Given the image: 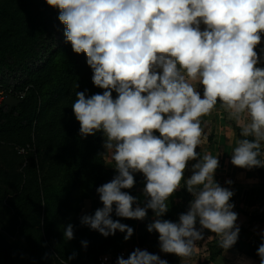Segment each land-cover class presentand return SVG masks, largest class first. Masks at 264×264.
Masks as SVG:
<instances>
[{
  "label": "clouds",
  "instance_id": "obj_1",
  "mask_svg": "<svg viewBox=\"0 0 264 264\" xmlns=\"http://www.w3.org/2000/svg\"><path fill=\"white\" fill-rule=\"evenodd\" d=\"M46 3L59 11L65 41L74 53L86 55L92 83L103 90L90 96L76 91L71 107L79 135L101 133L105 151L100 155L116 172L96 188L102 207L83 214L80 224L106 238L125 233L128 241L134 229L112 214L144 221L151 209L146 230L158 233L165 254L191 260L205 230L225 252L233 248L241 230L231 202L235 193L214 178L219 155L197 149L207 139L201 118L219 105L240 129L231 164L249 171L264 168V67L258 66L264 63V47L257 50L264 34V0ZM190 161L195 163L185 177ZM137 173L144 179L143 206L125 191L135 186ZM181 188L192 197L187 211L176 222L163 219L169 198ZM260 235L256 254L264 264V232ZM63 236L74 239V225L69 223ZM81 245L86 250L88 241ZM76 256L74 251L60 264ZM116 264L168 261L137 247L127 259L118 256ZM241 264L252 261L243 257Z\"/></svg>",
  "mask_w": 264,
  "mask_h": 264
},
{
  "label": "trees",
  "instance_id": "obj_2",
  "mask_svg": "<svg viewBox=\"0 0 264 264\" xmlns=\"http://www.w3.org/2000/svg\"><path fill=\"white\" fill-rule=\"evenodd\" d=\"M35 4V0H24L21 4L24 13L33 12ZM11 5L12 2L0 7V14L7 15ZM40 6L52 15L41 27L26 31L25 49L20 50L22 57L18 60L7 63L5 52L9 43L16 40V34L22 39L20 32L8 33L5 41L0 32V66H7L11 71L20 69L25 73L21 84L12 86L14 95L24 93L19 103L0 104V209L11 216L16 232L26 241L27 257L24 264H52V261L59 263V241L56 237L59 235L61 219L75 201L78 202L76 210L82 207L86 198L91 199L94 210L102 207L99 196L95 197L96 188L109 182L116 174L114 168L106 167L105 160L100 155L103 153L102 134L98 132L95 136L81 138L80 124L71 107L76 91L87 90L90 96L102 93L103 90L92 83V70L86 63V55L74 53L71 44L65 41V26L58 19L59 11L47 8L46 0H41ZM20 51L13 47L8 50L9 55L15 58ZM64 51H71L72 61L57 69V58ZM7 87L10 86L5 88ZM115 95L113 92V96ZM17 146L31 148L25 155L27 161L24 166V157L17 153ZM254 169L258 177L264 180V168ZM54 180L57 183H53ZM84 181L89 183L90 188L81 193ZM135 181V186L125 191L137 196L140 202L139 189L144 186L143 175L135 174ZM50 183L56 184L58 188L57 194L48 203L52 210L51 221L44 233H38V238L34 239L32 218L44 208V193ZM179 191L182 198L169 206L163 219L174 222L192 200L185 188ZM175 197L176 192L169 199ZM254 206L248 212L249 218L257 217ZM148 212L153 213L151 209ZM112 215L115 216V213ZM80 217L76 214L71 219L75 238L70 241L82 247L81 241L86 240L87 248L102 243L103 251L117 248L119 243L114 241V236L100 241L101 234L81 225ZM122 221L132 228V223L136 224L139 244L158 236V233L146 230L147 222L124 218ZM233 248L256 259L259 264L257 247L239 237ZM222 250L215 243L210 247L209 260ZM159 252L168 264H177L179 257L175 254ZM46 253L48 258H44ZM97 257L92 264H97ZM10 264H15V260Z\"/></svg>",
  "mask_w": 264,
  "mask_h": 264
},
{
  "label": "rangeland",
  "instance_id": "obj_3",
  "mask_svg": "<svg viewBox=\"0 0 264 264\" xmlns=\"http://www.w3.org/2000/svg\"><path fill=\"white\" fill-rule=\"evenodd\" d=\"M24 0H0V7H4L5 4H10L12 2V5L7 10V15L3 16L0 14V32L2 33V40H7L6 36L8 33H15L20 32V37L22 39H19L16 34V40H12L9 43V47H7L5 52L6 62L9 63L14 60H18V58L22 57L21 51L25 49V42L27 39L24 38V35H26V31L29 29H37L44 25L47 18L52 15L50 11L47 9H43L40 6L41 0H35V5L33 6V12L31 13H24V10L21 6ZM47 8H51L55 10V8L50 7L47 5ZM44 12H42V10ZM64 32V31H63ZM3 47V46H2ZM11 47H13L18 52V55L15 56L9 55L8 50H11ZM72 61V53L71 51H64L60 54V57L57 58V69L59 67H65L67 63ZM25 78L24 71L17 69L11 71L7 66H0V88H5L6 86H18L21 84L22 80ZM45 98V96H44ZM203 121V120H202ZM234 127H238L236 124H232ZM238 133L240 131L238 127ZM103 144V139H102ZM103 148V152H104ZM22 166L23 163H22ZM53 183H57L54 182ZM50 183L48 188L46 189L44 193V201L45 206L41 209L40 213L35 214L32 218L33 224H32V230H33V238H38V233H44L46 228H48V225L51 221V208L48 207L49 201H51V198L54 197L57 193V185ZM90 186L87 181H84L83 186L81 188V193H85L89 190ZM140 193V203L143 205L145 198L142 194V188L139 189ZM98 194H95V197H97ZM91 199L86 198L83 200L82 207H79L76 210L78 202L75 201L71 205V208L69 212L61 219V223L59 224V235L56 237L59 241L58 246V256L59 257V263H55V261H52V264H60V260L64 259L67 260L68 256H70L74 251L77 253V256L75 259L70 260L67 262V264H92L94 261V258L97 257L99 254L107 253L116 251L122 248H128L133 245L139 244L136 236V224L132 223L131 226H133L134 234L133 236L128 240H124L125 233H121L119 231L116 232L114 235V241L118 242L119 245L117 248H113L110 251H103L102 249V243L96 244L93 247H88L86 250L83 247H79L75 245L72 241H66L63 236L64 228L71 222V219L74 215L78 214L82 216L83 214H94V208H92ZM112 218L119 219L121 223H123L122 218L116 217L112 215ZM89 228V227H88ZM61 230V231H60ZM99 233V232H98ZM100 234V233H99ZM3 237V238H2ZM102 241L103 239L107 240L108 237L100 236ZM111 237V236H109ZM2 238V239H1ZM113 242V241H112ZM143 245L147 246L150 250L160 253L159 248V242H158V236L150 237L149 240ZM27 244L24 239V237L16 232V227H14L13 221L11 219V216L2 211L0 209V264H10L13 259L15 260V264H24L25 258L27 257L26 252ZM161 254V253H160Z\"/></svg>",
  "mask_w": 264,
  "mask_h": 264
},
{
  "label": "crops",
  "instance_id": "obj_4",
  "mask_svg": "<svg viewBox=\"0 0 264 264\" xmlns=\"http://www.w3.org/2000/svg\"><path fill=\"white\" fill-rule=\"evenodd\" d=\"M260 47H264V34H262V43L257 46V50ZM258 66L264 67V63ZM198 90L202 93V85L199 86ZM201 119L203 120L202 127L207 139L203 140L197 151H200L201 154L210 152L214 156L219 155V167L214 174V178L221 186L230 187L235 193L231 198V202L235 205L233 211L238 213L237 223L241 229L239 237L258 248L262 242L260 233L264 232V180L258 177L254 168L249 171L231 164V153L235 147V141L239 138L238 127L232 125L235 124L234 121L229 118L225 111L219 108V105L211 114ZM193 163L195 161L189 162L185 177L191 175V165ZM105 165L114 168L107 160H105ZM228 179L233 181L230 186L225 184ZM180 198H182V194L178 190L176 197L169 199V206L174 205ZM188 205L184 212L187 211ZM252 206L256 208V218H249L248 216ZM153 216L154 213L148 212V218L142 222H151ZM178 217L174 222L178 221ZM215 243H217V239L214 234L205 230V239L197 242L192 259L183 261L178 258L177 264H241V258L243 257L250 259L252 264H258L256 259L242 254L234 248L229 249L227 252L222 250L219 255L209 260L210 247Z\"/></svg>",
  "mask_w": 264,
  "mask_h": 264
},
{
  "label": "built area",
  "instance_id": "obj_5",
  "mask_svg": "<svg viewBox=\"0 0 264 264\" xmlns=\"http://www.w3.org/2000/svg\"><path fill=\"white\" fill-rule=\"evenodd\" d=\"M13 96L17 99H20L24 96V93H17V95H14L12 87H7V88H0V104L3 102L4 98L7 96ZM31 148L26 146V147H16V151L18 154L22 155L24 157L23 165L26 163V157L25 155L30 151ZM140 248L141 250H147L148 252L152 254H157L160 256L161 259H163L162 255L160 253H156L152 250H150L147 246L143 244H136L128 248H122L116 251L112 252H107V253H102L97 257V264H116L117 257L120 256L121 254L124 256L125 259L128 258L129 254L135 250L136 248ZM104 257H107L108 259L105 260L103 259Z\"/></svg>",
  "mask_w": 264,
  "mask_h": 264
},
{
  "label": "water",
  "instance_id": "obj_6",
  "mask_svg": "<svg viewBox=\"0 0 264 264\" xmlns=\"http://www.w3.org/2000/svg\"><path fill=\"white\" fill-rule=\"evenodd\" d=\"M19 99L13 97V96H10V95H7L3 102H2V105H13V104H17L19 103Z\"/></svg>",
  "mask_w": 264,
  "mask_h": 264
}]
</instances>
